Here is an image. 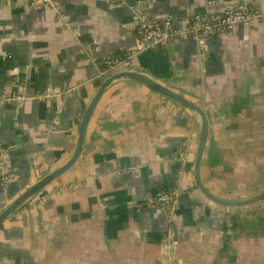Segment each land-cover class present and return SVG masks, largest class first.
<instances>
[{"label":"crops","instance_id":"1","mask_svg":"<svg viewBox=\"0 0 264 264\" xmlns=\"http://www.w3.org/2000/svg\"><path fill=\"white\" fill-rule=\"evenodd\" d=\"M36 1V2H35ZM0 0V211L74 149L84 109L132 51L136 21L182 19L264 0ZM211 4V5H210ZM131 70L201 107L200 178L237 199L264 188V17L211 35L185 33L131 59ZM51 92V97L37 99ZM200 118L129 79L111 82L73 165L0 223V264H264V199L226 207L193 174ZM176 194L170 213L147 202Z\"/></svg>","mask_w":264,"mask_h":264},{"label":"built area","instance_id":"2","mask_svg":"<svg viewBox=\"0 0 264 264\" xmlns=\"http://www.w3.org/2000/svg\"><path fill=\"white\" fill-rule=\"evenodd\" d=\"M39 2L49 5V0H39ZM208 3H213V1L209 0ZM263 17L264 13L262 11L242 3L230 4L215 12L192 14L182 19H175L170 16L150 18L141 15L136 21L138 43L135 48L123 55L110 56L104 59V71H106L105 73H111L118 66L128 69L135 54L171 42L178 35L192 33L196 36L199 44L203 45L211 35L230 31L240 23H251ZM51 95V92H46L35 98L45 99L51 97ZM23 98V96L17 95L10 99L0 94V102L3 100L19 101ZM7 160V149L0 142V175L2 179L6 178ZM175 194L174 191L160 193L151 198L147 204L170 213Z\"/></svg>","mask_w":264,"mask_h":264},{"label":"water","instance_id":"3","mask_svg":"<svg viewBox=\"0 0 264 264\" xmlns=\"http://www.w3.org/2000/svg\"><path fill=\"white\" fill-rule=\"evenodd\" d=\"M169 43V42H168ZM168 43H164L163 45H167ZM118 79H129L141 83L148 87L149 89L159 93L160 95L167 97L171 100L177 101L192 111L196 112L200 118V135L196 147L195 158H194V165H193V174L195 185L200 193L206 197L212 203L217 205L226 206V207H242L257 203L264 199V188L261 189L259 192L246 196L243 198L237 199H227L222 198L217 195L211 193L202 183L200 178V164L201 159L204 151V147L207 141L208 135V120L206 113L204 110L199 107L197 104L193 103L189 99L183 97L182 95L174 92L170 88L158 83L151 77L145 75L136 70L125 69L122 71H117L111 74L107 79L104 80L102 85L99 87L98 91L94 95V97L90 100L87 107L84 109L82 116L79 121L78 125V132H77V139L72 151V154L67 159V161L61 165L60 167L56 168L53 171L45 174L44 176L40 177L37 181L33 184L29 185L18 197H16L11 203H9L2 211H0V223L6 219L11 213H13L16 209H18L25 201H27L33 194L39 191L42 187H44L47 183L53 180L55 177L60 175L62 172L70 168L73 163L78 158L84 143L85 138V131L86 125L93 113V110L98 102V99L104 89L113 81Z\"/></svg>","mask_w":264,"mask_h":264},{"label":"trees","instance_id":"4","mask_svg":"<svg viewBox=\"0 0 264 264\" xmlns=\"http://www.w3.org/2000/svg\"><path fill=\"white\" fill-rule=\"evenodd\" d=\"M122 55V54H121Z\"/></svg>","mask_w":264,"mask_h":264}]
</instances>
